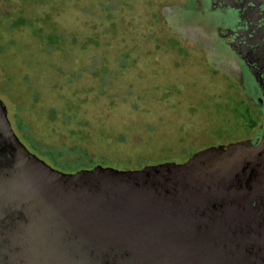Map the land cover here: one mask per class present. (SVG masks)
<instances>
[{"label": "rangeland", "instance_id": "obj_1", "mask_svg": "<svg viewBox=\"0 0 264 264\" xmlns=\"http://www.w3.org/2000/svg\"><path fill=\"white\" fill-rule=\"evenodd\" d=\"M5 1L0 99L19 140L52 168L182 163L257 134L259 112L216 69L220 59L213 63L164 23L168 7L194 10L195 0ZM34 139L86 153L57 161L61 152L47 149L48 160Z\"/></svg>", "mask_w": 264, "mask_h": 264}, {"label": "water", "instance_id": "obj_2", "mask_svg": "<svg viewBox=\"0 0 264 264\" xmlns=\"http://www.w3.org/2000/svg\"><path fill=\"white\" fill-rule=\"evenodd\" d=\"M0 264H264V135L64 173L24 146L0 99Z\"/></svg>", "mask_w": 264, "mask_h": 264}, {"label": "flooded vegetation", "instance_id": "obj_3", "mask_svg": "<svg viewBox=\"0 0 264 264\" xmlns=\"http://www.w3.org/2000/svg\"><path fill=\"white\" fill-rule=\"evenodd\" d=\"M195 1L194 10L168 11L164 23L179 41L199 48L210 60L220 59L216 69L228 74L259 112V130L249 140L260 141L264 135V2L256 7L236 1L243 7L233 8L213 5L211 0ZM5 3L0 0V10Z\"/></svg>", "mask_w": 264, "mask_h": 264}, {"label": "trees", "instance_id": "obj_4", "mask_svg": "<svg viewBox=\"0 0 264 264\" xmlns=\"http://www.w3.org/2000/svg\"><path fill=\"white\" fill-rule=\"evenodd\" d=\"M178 10H181V8L180 7H168L167 8V11H170V13H172V12H178ZM226 75H228V74H226ZM34 101H35V99H36V96L34 95ZM33 101V102H34ZM69 101V100H68ZM3 102V101H2ZM4 103V102H3ZM5 105V104H4ZM74 106H71L70 108L69 107H67V108H65V113H64V115L66 116V117H69L68 115L69 114H71V113H74L75 112V110H76V103H74L73 104ZM6 106V105H5ZM8 111V110H7ZM52 112H54V111H52ZM19 119V118H18ZM12 126V125H11ZM27 126V125H26ZM24 130H26L27 132H28V135L30 136L31 134H30V130H29V127L27 126V128L26 129H24ZM22 132H23V130H22ZM34 142L37 144V145H39L40 146V148H42V155L44 154V157L45 158H47L48 160L50 159V160H52L51 158H50V156L46 153V151H47V149H54V150H56V149H58V151H60L61 152V154H60V156L57 158L58 160L57 161H62V159L63 160H65L64 159V155L66 154V153H69V154H71L72 152H75L76 150H82V151H84L85 152V150L84 149H82L80 146H75V147H73L72 148V150H67V149H64V148H52V147H46V146H43L40 142H38L36 139H34ZM72 151V152H71ZM86 153V152H85ZM73 154V153H72ZM75 159H78L77 157V155H75ZM53 160H56V159H53ZM98 160H103L102 158H100V159H98ZM165 162H172V161H160L159 163L157 162V163H152V164H149V165H157V164H162V163H165ZM148 166V165H147ZM109 168H114V169H117V170H136V169H120V168H115V167H109ZM92 169V168H91ZM137 169H139V168H137ZM57 170V169H56ZM80 170H83V169H80ZM58 171H60V170H58ZM77 171H79V170H77ZM77 171H75V172H77ZM62 172V171H61ZM64 173H67V172H64ZM71 173H74V172H71Z\"/></svg>", "mask_w": 264, "mask_h": 264}]
</instances>
